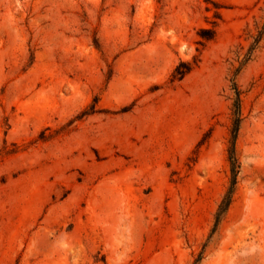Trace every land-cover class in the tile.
<instances>
[{
	"label": "rangeland",
	"instance_id": "rangeland-1",
	"mask_svg": "<svg viewBox=\"0 0 264 264\" xmlns=\"http://www.w3.org/2000/svg\"><path fill=\"white\" fill-rule=\"evenodd\" d=\"M263 23L264 0H0V264H264Z\"/></svg>",
	"mask_w": 264,
	"mask_h": 264
},
{
	"label": "trees",
	"instance_id": "trees-1",
	"mask_svg": "<svg viewBox=\"0 0 264 264\" xmlns=\"http://www.w3.org/2000/svg\"><path fill=\"white\" fill-rule=\"evenodd\" d=\"M263 33H264V23H263L261 30L258 32L256 38L254 39V42L249 47L247 55H246V59L249 58L250 53L255 48L256 44L260 40ZM198 35L200 36V38L202 40L208 41V40L213 38L214 29L208 30L205 28H201L198 32ZM200 44L203 45V43H200ZM192 67H193V65L190 64L189 62L180 61L175 66V68L173 69V71L171 73L170 81L175 82V81L181 80L192 69ZM234 92H235V98H234V102H233V114H234L235 118L233 121L234 126H233V130H232L233 134H232L231 146H230L229 151H228V153H229L228 159H229V163H230V180H229V185H228L224 195L222 196V198H221V200L217 206V209L215 212V221H214L213 230H215L219 221L221 220L223 215L226 213V211H227V209H228V207L232 201L234 187L236 184V175H237V167L238 166H237V161H236V157L234 154V139H235V133H236V130L238 127V123L240 120V105H239V91L235 88Z\"/></svg>",
	"mask_w": 264,
	"mask_h": 264
}]
</instances>
